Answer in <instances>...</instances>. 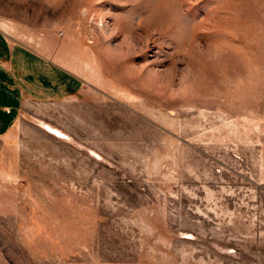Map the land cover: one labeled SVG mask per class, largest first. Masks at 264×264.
Returning a JSON list of instances; mask_svg holds the SVG:
<instances>
[{
	"label": "rangeland",
	"instance_id": "rangeland-1",
	"mask_svg": "<svg viewBox=\"0 0 264 264\" xmlns=\"http://www.w3.org/2000/svg\"><path fill=\"white\" fill-rule=\"evenodd\" d=\"M81 90L0 138V264H264V0H0Z\"/></svg>",
	"mask_w": 264,
	"mask_h": 264
},
{
	"label": "crops",
	"instance_id": "crops-1",
	"mask_svg": "<svg viewBox=\"0 0 264 264\" xmlns=\"http://www.w3.org/2000/svg\"><path fill=\"white\" fill-rule=\"evenodd\" d=\"M81 87L66 67L0 28V138L21 118L25 101L64 98Z\"/></svg>",
	"mask_w": 264,
	"mask_h": 264
}]
</instances>
